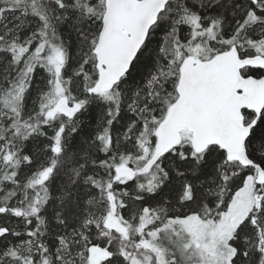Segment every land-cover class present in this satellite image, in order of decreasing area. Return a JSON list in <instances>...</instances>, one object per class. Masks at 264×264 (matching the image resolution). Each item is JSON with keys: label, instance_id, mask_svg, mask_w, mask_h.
Returning <instances> with one entry per match:
<instances>
[{"label": "snow or ice", "instance_id": "1", "mask_svg": "<svg viewBox=\"0 0 264 264\" xmlns=\"http://www.w3.org/2000/svg\"><path fill=\"white\" fill-rule=\"evenodd\" d=\"M0 264H264V0H0Z\"/></svg>", "mask_w": 264, "mask_h": 264}]
</instances>
